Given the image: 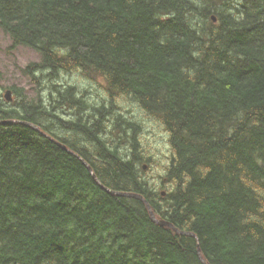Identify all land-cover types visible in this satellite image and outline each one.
<instances>
[{
  "label": "trees",
  "instance_id": "trees-1",
  "mask_svg": "<svg viewBox=\"0 0 264 264\" xmlns=\"http://www.w3.org/2000/svg\"><path fill=\"white\" fill-rule=\"evenodd\" d=\"M0 30L35 83L108 93L0 101V264H264V0H0ZM120 97L168 133L163 174Z\"/></svg>",
  "mask_w": 264,
  "mask_h": 264
},
{
  "label": "rangeland",
  "instance_id": "rangeland-1",
  "mask_svg": "<svg viewBox=\"0 0 264 264\" xmlns=\"http://www.w3.org/2000/svg\"><path fill=\"white\" fill-rule=\"evenodd\" d=\"M40 61L41 55L37 51L24 46L14 48L11 38L0 30L1 102L9 105L10 102L5 100L4 94L5 91L11 87L23 89L29 99L38 100L39 97H41L45 102L51 91H53V86L57 84H61L63 87H68L69 85L76 87L79 92L84 94L85 99L94 105L100 106L104 100L107 101L108 93L105 82L103 80L95 81L88 79L79 72L70 74L61 73L57 81L50 79L47 75L38 73L37 77H39V83H35L26 72V68L32 63H40ZM13 97L14 99L16 98L15 94ZM117 105L120 109L117 112H120L125 119L135 121L141 125L142 132L140 139L142 144L154 153L155 159L158 162V167L155 166L150 170L146 177L157 175L158 172L161 173L165 165H167L170 155L168 133H166L157 120L151 118L133 100L120 97L117 100ZM77 113V109L70 107L56 110V114L65 120L75 119ZM45 123L47 125L51 124L50 121H46ZM111 130H113V128ZM54 131L61 136L67 134L57 128H55ZM123 145L125 146V143ZM161 174H163V172Z\"/></svg>",
  "mask_w": 264,
  "mask_h": 264
},
{
  "label": "water",
  "instance_id": "water-1",
  "mask_svg": "<svg viewBox=\"0 0 264 264\" xmlns=\"http://www.w3.org/2000/svg\"><path fill=\"white\" fill-rule=\"evenodd\" d=\"M214 21H216V19H214ZM0 85H1V78H0ZM4 96H5V99L8 102H12L13 101V95H12V91L11 90H7ZM35 129L37 131H40V129L37 126H35ZM50 139L53 140L54 142H56L57 145H59L60 147H63L65 150H68V148L65 145L61 144L60 142L55 141L53 138H50ZM87 167H88V170L90 171V173L95 177V175L93 174L92 168L89 165H87ZM106 190L108 192H111L112 194L117 195V196L137 198V199L142 200L148 206V209L150 211L151 217H152V219H153V221L155 223L159 224L160 226L170 227V228L174 229L177 233L186 234L185 232H181V231L175 229L174 226L171 223H169V222H167V221H165L163 219H158L156 217V215L154 214L151 205L142 196L134 194V193L114 192V191H110L109 189H106ZM198 254H199V258L202 261V263L203 264H207L206 260H204V258L202 257L200 250L198 251Z\"/></svg>",
  "mask_w": 264,
  "mask_h": 264
}]
</instances>
